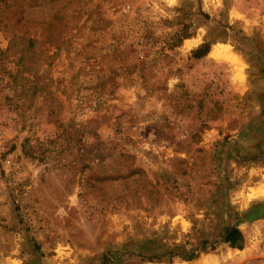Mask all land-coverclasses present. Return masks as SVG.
<instances>
[{
    "label": "rangeland",
    "instance_id": "374dc122",
    "mask_svg": "<svg viewBox=\"0 0 264 264\" xmlns=\"http://www.w3.org/2000/svg\"><path fill=\"white\" fill-rule=\"evenodd\" d=\"M263 107L264 0H0V264H264Z\"/></svg>",
    "mask_w": 264,
    "mask_h": 264
},
{
    "label": "trees",
    "instance_id": "16d2710c",
    "mask_svg": "<svg viewBox=\"0 0 264 264\" xmlns=\"http://www.w3.org/2000/svg\"><path fill=\"white\" fill-rule=\"evenodd\" d=\"M210 50V45L209 43H204L200 45L195 52V57L201 58L202 56L206 55ZM262 118L264 119V107L262 111ZM226 235L224 237L225 242H228L231 247L233 248H239L241 249L243 247L244 243V236L241 230L237 227H230L226 230ZM208 243L207 241H203L201 245H204ZM198 249L199 248H194L193 250H190L188 253H185L184 258L186 259H192L198 256ZM205 248H201V250L204 251ZM211 249H214V246H211Z\"/></svg>",
    "mask_w": 264,
    "mask_h": 264
},
{
    "label": "bare ground",
    "instance_id": "6f19581e",
    "mask_svg": "<svg viewBox=\"0 0 264 264\" xmlns=\"http://www.w3.org/2000/svg\"><path fill=\"white\" fill-rule=\"evenodd\" d=\"M229 56H230V55H229ZM229 56H228V57H229ZM234 64H235V63H234ZM241 78H242V77H241ZM236 79H237V78H236ZM263 193H264V192H263ZM263 193H262V194H263Z\"/></svg>",
    "mask_w": 264,
    "mask_h": 264
}]
</instances>
